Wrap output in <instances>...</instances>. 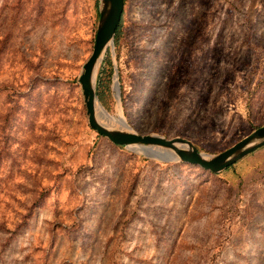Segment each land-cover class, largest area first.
I'll return each mask as SVG.
<instances>
[{
	"label": "rangeland",
	"instance_id": "1",
	"mask_svg": "<svg viewBox=\"0 0 264 264\" xmlns=\"http://www.w3.org/2000/svg\"><path fill=\"white\" fill-rule=\"evenodd\" d=\"M98 6L0 0V264H264V145L236 183L88 126ZM100 63L122 126L217 153L264 124V0H124Z\"/></svg>",
	"mask_w": 264,
	"mask_h": 264
},
{
	"label": "water",
	"instance_id": "2",
	"mask_svg": "<svg viewBox=\"0 0 264 264\" xmlns=\"http://www.w3.org/2000/svg\"><path fill=\"white\" fill-rule=\"evenodd\" d=\"M98 18L90 54L81 65L77 81L80 86L85 116L88 126L96 134L105 137L115 145L133 150V147L144 148L152 157L160 162H182L196 166L210 173H218L243 158L250 152L264 145V124L255 127L246 135L225 149L208 154L198 151L187 139L181 137L166 138L159 134H139L133 131L126 122L122 128H106L95 119V102H99L95 94L96 78L92 80V72L100 54L107 46L113 44V35L123 8V0H98Z\"/></svg>",
	"mask_w": 264,
	"mask_h": 264
},
{
	"label": "trees",
	"instance_id": "3",
	"mask_svg": "<svg viewBox=\"0 0 264 264\" xmlns=\"http://www.w3.org/2000/svg\"><path fill=\"white\" fill-rule=\"evenodd\" d=\"M123 5H124V0H123ZM122 11H123V8H122ZM121 16H122V13H121ZM121 16H120V20H119V22L117 24V27L115 29V32H114V35H113V39H114V36H115L116 32L118 31V28L120 26ZM109 65H110V63H109ZM95 94H96L98 100L102 103L103 99H102V93H101V90H100V86L99 85H97V88L95 90ZM97 136H100V135L97 134ZM119 147H121V146H119ZM250 153H248V154H250ZM244 157L241 158V159H239V160H237L236 162L232 163L231 165H229L228 167H226L225 169H223L222 171H220L218 173H210V172L205 171L203 169H200V168L199 169L201 171H203V172L208 173V174H213L214 176H219V174L224 173L223 177L225 179H229L231 182H236L237 183L239 181V178H241L243 174H246L247 173L246 168H247L248 164H246V162H244V161L242 162V160L244 159ZM162 163H164V162H162Z\"/></svg>",
	"mask_w": 264,
	"mask_h": 264
},
{
	"label": "bare ground",
	"instance_id": "4",
	"mask_svg": "<svg viewBox=\"0 0 264 264\" xmlns=\"http://www.w3.org/2000/svg\"><path fill=\"white\" fill-rule=\"evenodd\" d=\"M102 55L98 57L97 61L95 62L93 72H92V80L94 81V77L96 74V71L99 67V64H101ZM100 102H95V119L98 123L105 126L106 128L112 129V128H122V125L120 124L119 120L117 118L111 117L106 111L102 110L98 107ZM146 153L148 152L146 149L142 148ZM148 154V153H147ZM149 156H152V154H148Z\"/></svg>",
	"mask_w": 264,
	"mask_h": 264
}]
</instances>
